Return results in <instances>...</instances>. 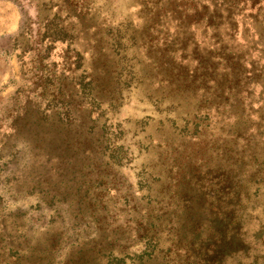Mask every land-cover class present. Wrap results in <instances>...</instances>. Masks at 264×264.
<instances>
[{
	"label": "rangeland",
	"instance_id": "obj_1",
	"mask_svg": "<svg viewBox=\"0 0 264 264\" xmlns=\"http://www.w3.org/2000/svg\"><path fill=\"white\" fill-rule=\"evenodd\" d=\"M26 1L0 264H264V0Z\"/></svg>",
	"mask_w": 264,
	"mask_h": 264
},
{
	"label": "crops",
	"instance_id": "obj_2",
	"mask_svg": "<svg viewBox=\"0 0 264 264\" xmlns=\"http://www.w3.org/2000/svg\"><path fill=\"white\" fill-rule=\"evenodd\" d=\"M35 10L36 7L26 0H0V49L4 43V47L10 48L12 41L21 34L23 12L30 14Z\"/></svg>",
	"mask_w": 264,
	"mask_h": 264
}]
</instances>
